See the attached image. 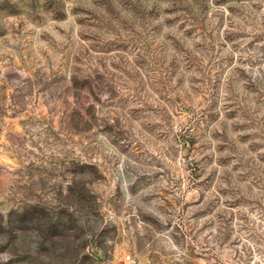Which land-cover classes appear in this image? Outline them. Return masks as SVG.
Here are the masks:
<instances>
[{
    "label": "rangeland",
    "instance_id": "rangeland-1",
    "mask_svg": "<svg viewBox=\"0 0 264 264\" xmlns=\"http://www.w3.org/2000/svg\"><path fill=\"white\" fill-rule=\"evenodd\" d=\"M0 264H264V0H0Z\"/></svg>",
    "mask_w": 264,
    "mask_h": 264
}]
</instances>
